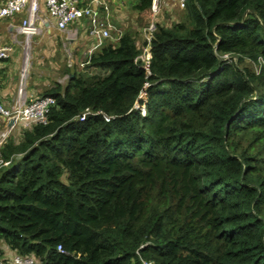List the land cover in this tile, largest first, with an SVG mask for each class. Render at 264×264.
Wrapping results in <instances>:
<instances>
[{
    "label": "trees",
    "instance_id": "16d2710c",
    "mask_svg": "<svg viewBox=\"0 0 264 264\" xmlns=\"http://www.w3.org/2000/svg\"><path fill=\"white\" fill-rule=\"evenodd\" d=\"M153 4L134 5L145 28ZM185 9L173 26L155 21L149 71L122 31L87 64L106 74L46 88L48 122L0 148V239L13 252L41 264H264V0ZM88 107L111 117L81 120Z\"/></svg>",
    "mask_w": 264,
    "mask_h": 264
},
{
    "label": "built area",
    "instance_id": "2783aa9c",
    "mask_svg": "<svg viewBox=\"0 0 264 264\" xmlns=\"http://www.w3.org/2000/svg\"><path fill=\"white\" fill-rule=\"evenodd\" d=\"M176 1L185 7L186 0ZM109 11L108 3L103 0H90L89 2L86 0H6L0 4V20L14 17L20 12L25 14L17 26L18 32L23 35L22 46L25 65H28L30 41L39 33L42 24L49 26L51 23L60 30H66L69 25L74 23L85 26L88 35L92 38V44L87 49L85 61L88 64L91 55L105 44L106 39H119L122 33L116 28L111 15L108 17ZM156 11H158V6L154 0L152 22L144 30L149 44L144 46L143 54L139 55V58L143 60L142 66L147 71H149L150 59L152 58L150 42L156 28L154 19ZM44 12L46 14L45 19L42 18ZM114 30L117 33L116 36L113 35ZM146 31H148V35ZM12 49L11 44H0V64L3 60L11 57ZM25 65L13 103L10 106L6 105L0 97V121L4 123V127L0 130V148L17 129L22 128L23 130L36 123L46 124L49 120L50 109L56 101L52 95L28 92ZM140 98H143V103L136 102L135 106L140 107L142 113H145L146 91L139 94ZM92 114H102L106 120L111 117L102 111H94L88 107L79 118L83 120ZM7 163L8 161H4L0 157V166ZM57 251L65 252L62 245L57 246ZM8 259V264H41V261L32 255H23L13 251L9 254Z\"/></svg>",
    "mask_w": 264,
    "mask_h": 264
},
{
    "label": "rangeland",
    "instance_id": "374dc122",
    "mask_svg": "<svg viewBox=\"0 0 264 264\" xmlns=\"http://www.w3.org/2000/svg\"><path fill=\"white\" fill-rule=\"evenodd\" d=\"M89 2L90 0H86ZM108 3L113 23L116 28L121 31L131 30L136 38L138 45L144 48V40L146 39L145 26H142L137 19L138 10L135 8L137 0H103ZM158 11L154 15L155 21L166 26H173L179 20L187 17L185 7H182L176 0H156ZM122 6V8H121ZM42 18H46L45 12ZM148 35V31H146ZM113 35L117 33L113 31ZM18 38L23 40V35L18 33ZM110 42L109 39L105 43ZM92 44V38L88 35L85 26L78 23L69 25L66 30H60L50 23L49 26L42 24L40 31L30 41L28 69L26 71L27 90L31 94H40L46 88L59 83L64 86L68 83L73 72L84 73L88 75H104L107 70L97 67H87V47ZM143 54V53H141ZM142 60V58H141ZM143 61V60H142ZM17 85L23 73L24 68V48L23 54L18 60ZM245 63L258 68V65L250 63L246 59ZM34 92V93H33ZM11 105V104H10ZM9 105V106H10ZM4 127V123L0 121V130ZM22 128L14 131L12 136L20 137ZM0 247L5 255H9L12 250L3 239H0Z\"/></svg>",
    "mask_w": 264,
    "mask_h": 264
},
{
    "label": "crops",
    "instance_id": "0c3cea01",
    "mask_svg": "<svg viewBox=\"0 0 264 264\" xmlns=\"http://www.w3.org/2000/svg\"><path fill=\"white\" fill-rule=\"evenodd\" d=\"M5 1L0 0V4ZM24 15L23 12H20L14 17L0 20V44H11L13 47L11 57L3 60L0 64V97L6 105L12 104L17 94L18 84H14L16 77L13 79V76H17L18 68V64L15 61L23 54L22 40L18 38L19 32L17 26L22 21ZM117 40L119 39L115 41Z\"/></svg>",
    "mask_w": 264,
    "mask_h": 264
},
{
    "label": "bare ground",
    "instance_id": "6f19581e",
    "mask_svg": "<svg viewBox=\"0 0 264 264\" xmlns=\"http://www.w3.org/2000/svg\"><path fill=\"white\" fill-rule=\"evenodd\" d=\"M28 56H29V52H28ZM28 65H29V64H28ZM28 65H27V64L25 65V67H26V71H27V69H28Z\"/></svg>",
    "mask_w": 264,
    "mask_h": 264
}]
</instances>
